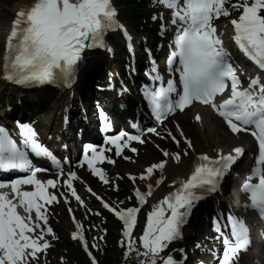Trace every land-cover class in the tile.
<instances>
[{"label": "snow or ice", "instance_id": "obj_1", "mask_svg": "<svg viewBox=\"0 0 264 264\" xmlns=\"http://www.w3.org/2000/svg\"><path fill=\"white\" fill-rule=\"evenodd\" d=\"M153 4L171 10V24L176 28V36L175 49L167 58V66L170 75L179 73V83L174 78L165 81L155 58L151 56V49H147L150 68L145 70V75L149 82L142 86V94L152 117L162 124L170 115L199 102L210 106L232 133L250 132L258 144V153L241 188L248 200L243 207L257 210L264 216V82L256 76L250 78L247 87H241L242 81L213 23L221 16L239 12L238 17L230 21L234 30L232 39L249 60L264 70V0H236L235 3L231 0H153ZM158 18L163 20V13L153 16V20ZM166 30L167 25L161 24V33ZM115 31L123 32L129 51L134 53V38L118 19V10L112 0H33L31 7L19 10L11 22L3 56L4 79L22 86L59 83L70 88L84 59V52L95 48L111 52L106 36ZM130 70L136 71L134 66H130ZM229 82L230 95L217 103L216 97L225 93ZM100 116L104 130H108L111 122L102 110ZM196 119L201 118L197 115ZM17 124L19 141L0 126V172L20 170L27 173L11 180L0 179V264H32L33 261L38 264L39 254L46 255L52 246L48 237L58 239L49 224L47 206L59 203L56 193L49 189L57 188L61 181L59 178L38 179L37 173L48 169L35 166L30 153L37 157H50L53 165L60 169L58 176H64V172L55 155L40 143L34 128L19 121ZM133 127L138 128V125L133 124ZM145 132L159 135L156 127H147L135 134L121 130L117 135L106 136L105 146L87 144L80 164L86 163L92 173L107 184L109 180L105 171L97 167L98 163L105 161L114 163L105 152L113 148L116 156H120L126 148L136 152L131 142L145 143ZM180 135L187 144L184 155H188V149L194 150V145L182 129ZM169 136L179 145L180 141L171 132ZM162 151L165 157L177 162L181 158L180 153ZM244 151L242 147H235L227 154L220 150L215 157L199 154L193 161L190 175L174 180V191L152 205L138 241L133 237V231L140 208H117L104 202L90 187L88 191L122 221L121 246L125 247L126 259L135 252L137 257H143L139 264H186L185 249H180L183 253L180 260L172 254L164 256L163 253L173 241L183 239V227L193 209L219 189L221 181ZM166 164L167 160L151 164L139 178L150 179L157 170L162 172ZM130 178L136 180L135 176ZM75 179L76 172L69 169L63 186L81 206H85L73 185ZM163 179L161 176L156 181V187ZM254 179L257 182L253 183ZM22 186H32V190H24ZM5 189H10V193ZM153 191L151 183L147 185L146 192L139 188L135 190L140 206L148 202ZM68 211L70 214L73 212L71 207ZM72 219L76 229L71 234L72 239L80 241L92 258V264H97L89 250L83 226L76 221L74 214ZM213 227L218 233L216 239H222L224 246L222 256H217L219 264H234L238 254L251 246L246 222L231 212L226 217L221 213L213 218ZM91 247L98 249L99 244L93 242Z\"/></svg>", "mask_w": 264, "mask_h": 264}, {"label": "rangeland", "instance_id": "obj_2", "mask_svg": "<svg viewBox=\"0 0 264 264\" xmlns=\"http://www.w3.org/2000/svg\"><path fill=\"white\" fill-rule=\"evenodd\" d=\"M21 0H14L13 3H11L9 0H0V19L2 20V24H1V35H0V42H2L3 40V36L5 34V30L7 28V21L9 19L12 18L13 16V12H14V6L18 5V3ZM116 3L121 0H115ZM118 2V3H119ZM15 3V4H14ZM117 3V4H118ZM120 5H122V3H119ZM118 4V6L120 7V5ZM122 7V6H121ZM120 7V9H121ZM122 9L124 10V8L122 7ZM171 11V10H169ZM121 17L125 20L126 19V15L125 12L122 13ZM133 31H135L133 29ZM136 32V31H135ZM116 38H118L117 34L113 35V40H115ZM108 45H111L110 42L108 40H106ZM2 51V47L0 49V52ZM1 56V53H0ZM95 55H92L91 57H94ZM101 57V55H100ZM42 113V109H40L38 111V114ZM213 119L218 122V120L213 116ZM177 125H179V128H185L186 131L191 127H193V115L191 113V108H188L185 113L183 114L182 111H177L175 114H173V116L169 119L168 123L165 125H162L161 127H159L157 129V132L159 133V135L157 134H152V135H144L143 139L145 140L146 144L152 143V142H158L157 144L159 145V147L161 146V144H165L166 141L169 142L170 146L172 147L171 150H169V148L167 149L168 152L171 153H180L181 158L180 160L177 162L175 159H172V161L177 162L174 167L173 164L169 167V171L168 173L172 170V167L174 168V170L177 169H181V165L180 164H185L186 160L189 159L188 155H184L185 149H187V145L184 146V139L178 137V135H176V139L180 141L179 145L176 144V142L171 138V136H169V132L172 133V131L174 129H177ZM222 126V125H221ZM173 135V133H172ZM135 144V145H134ZM237 143L231 144L235 145ZM143 146V143H139V142H135L133 143V145L131 144L132 148H136L137 151L136 152H132L130 149L126 148V151H124L125 153L123 154V156L119 157V160L116 158L114 163H109L107 161L101 163L100 167L105 171L108 180H110L109 182L111 183L110 186L108 184H106V190H104L102 187L99 188H93L90 187L98 196H100L101 198L109 201L112 205H114L117 208H123V203H122V199L120 196H118L117 194H115L117 192V187L116 184L118 186L121 187L122 190H128V189H137L139 188L140 190L144 191L147 188V183L144 182L143 180H141L139 177L141 175V172L139 171L140 169H138L139 166L144 165L145 161H142L141 159L138 158V156H135L133 158L128 157V154L132 153V154H137V152L140 151V148ZM229 146V147H230ZM215 148V147H213ZM225 148V146L221 145V149L223 151V149ZM166 149V147L163 148V150ZM203 150V151H201ZM216 152H219L218 149H215ZM198 151L200 152H205L206 154L209 155V152L212 153L211 150H207L205 148L203 149H199ZM231 150L227 149L226 150V154L229 153ZM190 152V150L188 149V153ZM106 153V152H105ZM115 153V151H114ZM111 154H113V151H111ZM125 157H128V159H125ZM143 157H145V155H143ZM164 160L168 161L167 157L163 158ZM160 162V159L157 158H153L151 164L153 163H157ZM131 176H135L136 180H129L131 179ZM171 177H173L174 175H170ZM55 179L59 178L60 176L54 174ZM65 175L63 178H59V180L61 181V184L63 185V179H65ZM170 178V177H169ZM178 178V177H177ZM158 180V177H154V180L151 182V184L153 185L154 188L159 189V187H156V181ZM77 182H80L82 184V186H78L79 189L77 191V194H81L83 195V200H84V204L85 206H81L80 204L77 203V201L75 202V204L72 206V210H73V214L76 217L77 221H81L82 226L86 225L87 227L90 226L91 224V220L87 218L88 215H90L87 211L85 212V210L87 209L88 206V202L89 199L92 198V200H94L96 202V196H93L90 192L89 193V197H87V194L85 192V190L87 188H89V186L85 183L84 180H81L79 178H77ZM130 182V183H129ZM102 189V190H101ZM56 192H65L67 195L71 196L70 191L64 187H57L55 189ZM172 191V189H171ZM167 189V187L164 188V190H162L160 192L161 197L164 196L165 194L171 192ZM156 194V198L153 200L154 202H157L158 199L161 200V197L157 198ZM72 197V196H71ZM224 199H226V197H224ZM94 204V202H92ZM98 205H94L93 208H97ZM152 205L149 204V210L151 209ZM51 208L54 212H58V208L56 207V203H53ZM68 210V209H67ZM49 214V218H50V222L49 224L51 225V227L53 228V230H55V222H54V215L51 212H48ZM96 217H94L95 220H98V215L95 214ZM60 215H57V220H59V222L57 223V230L59 231L58 233V238L64 239L67 241V244L69 246H67L68 248L74 249L76 248V241L70 239V233L72 232V228L71 226H69L66 223L65 218H59ZM59 218V219H58ZM82 218H84V221L82 220ZM68 222H70V220H68ZM83 232H85V227H83ZM113 235H114V242H115V246H118L117 244L120 241V238L123 239L122 234L119 233L116 230H113ZM55 241H58L55 240ZM64 251H62V249L56 245L53 250L50 252V257L56 261V264H69V262L64 258ZM63 258V260L61 259ZM243 260V258H242Z\"/></svg>", "mask_w": 264, "mask_h": 264}, {"label": "bare ground", "instance_id": "obj_3", "mask_svg": "<svg viewBox=\"0 0 264 264\" xmlns=\"http://www.w3.org/2000/svg\"><path fill=\"white\" fill-rule=\"evenodd\" d=\"M31 2H33V0H21L18 5L14 6L13 10L16 9H28L29 5L31 4ZM16 18V17H15ZM13 20L9 19L7 21V25L11 26V22ZM1 24H2V20L0 19V33L2 31L1 29ZM221 31L227 32V25L222 26ZM1 35V34H0ZM219 36L222 37H227L228 33H220ZM99 60V59H98ZM97 60V61H98ZM95 62V58H89L86 63H94ZM110 72H111V83L108 86V90L109 93L111 95V98L113 99L114 105L110 108V110L108 111V115H116L118 118H122L124 119V126H129L130 122L132 119H130L129 117H126L125 115H121L118 111V105L121 103V101L124 102V105L127 106L128 105V100L126 98V90L121 89L120 87L117 86L116 82H115V78H114V71L113 69L110 67ZM7 89H9L8 87H5ZM10 90V89H9ZM18 91L14 90L13 92H11V96H14ZM107 92V91H106ZM110 95L108 94V96L110 97ZM68 96L70 98H72L71 93H68ZM15 107H19L18 102L14 103ZM69 109H72V104L69 102L68 104ZM196 108L192 110V114H193V127L189 128L187 131L185 128H177L174 129L172 131L173 135L176 136L178 135V137L184 139V137H182L180 135V129L183 130L184 135L190 139L194 145V150L193 149H189L190 155H188V158L186 160L185 164H180L181 165V169H177L174 170V165L177 163L175 161H172L171 157H167L168 161L167 164L163 170V172H168L169 171V167L173 164L172 170L168 173L169 175H174L173 177H171V179L174 181L177 177L182 178V176L184 175H190L192 169H193V161L196 159V157L201 154L202 152L198 151L199 149H207V150H211L213 151L214 149H219L221 147V145L225 146L227 149L229 148V146L231 144L234 143H242V140H244L247 143H250L249 139L245 136H239L238 134H234L232 132H228V133H222L221 132V126H218L216 124V121L209 115L207 109L205 108H201L199 106H195ZM26 112H29L28 110H25ZM38 113H36V118L41 117L39 115H37ZM32 114L27 113V114H23V116H31ZM199 115L200 116V120L196 119V116ZM14 115L10 114L7 117L8 118H12ZM157 121H155L156 124ZM153 124L146 126L150 127L153 126ZM131 127V126H129ZM119 129V126L117 127ZM94 129V126H92V124H88L87 129L85 130L87 133H91ZM144 130V129H142ZM62 136H64L63 134V130H62V124H61V130H60V135H59V147L60 149L58 150V152L64 153L66 155H70V153L74 150V148H76V145L72 143H68V142H63L61 140ZM158 142H152L146 145H143L140 148V151L137 152V154H128V157H135L138 156L139 159H141L142 161H145L144 165H141L138 167V169H140L139 171L141 173H143L145 171V169L151 165V162L153 160V158H157L160 159V161H164V155H163V148L166 147L167 150L169 148V150L172 149V147L170 146L169 142L166 141V143L161 144V146L159 147V145L157 144ZM133 145V144H132ZM135 145V144H134ZM186 142L184 141V146H186ZM215 147V148H213ZM125 152L123 151L122 154L120 156H117V159L119 160V157L123 156ZM170 153V152H169ZM213 155L218 154V152H214L212 153ZM143 155H145V157H143ZM56 157V155H55ZM116 157V155H115ZM66 161V157H62L61 160L59 161L60 163H64ZM73 161V159H71V162ZM251 164L250 161L247 160H242L239 163V167H243L245 166H249ZM51 168L56 169V167L53 165V161H49L48 164ZM159 171V170H157ZM155 174H158L159 176H162L161 171L160 173L155 172L153 174V176L150 179L145 180L146 183H151L152 178L154 177ZM52 179H55L52 177ZM171 180V181H172ZM223 186L222 188L219 190L220 194H222L224 197H227L231 204L235 202V198H239L238 194H229L228 193V189L226 188V186L228 185V180L223 179ZM24 187V186H23ZM32 189V186H31ZM172 189L174 191V187L172 186ZM231 189V187H230ZM234 190V189H233ZM158 193L157 189H154L153 191V195L149 198L150 199V203L153 205L155 202L153 201L156 198V194ZM81 197V196H80ZM214 200H217V197H214ZM204 206V208H207V204H210V200L208 198L204 199L201 202ZM225 209V208H224ZM223 210V209H222ZM190 223V222H189ZM188 225V224H187ZM260 252V256L259 257H252V260L250 261H245L244 264H252L253 259L254 262L253 264H264V247L262 245H259L258 247L255 248L254 253H258ZM49 263L53 264V261L51 259H49ZM32 264H36V261H33Z\"/></svg>", "mask_w": 264, "mask_h": 264}, {"label": "trees", "instance_id": "obj_4", "mask_svg": "<svg viewBox=\"0 0 264 264\" xmlns=\"http://www.w3.org/2000/svg\"><path fill=\"white\" fill-rule=\"evenodd\" d=\"M125 2V7L129 10V16L132 19H136L138 24H142L145 20L143 19V14L147 8L146 0H123ZM143 25V24H142ZM99 244V248H95V254L100 262V264H128L124 261V251L121 249L119 254L114 253V248L112 246L107 247L103 241L96 242ZM109 254H113V258L109 257ZM71 258L81 263H86L87 261L84 258L76 259L75 257L71 256Z\"/></svg>", "mask_w": 264, "mask_h": 264}]
</instances>
